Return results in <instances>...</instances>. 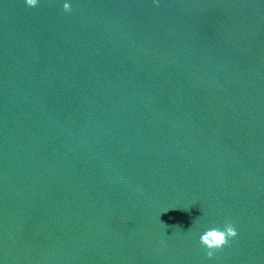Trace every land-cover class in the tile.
<instances>
[{
	"label": "water",
	"instance_id": "water-1",
	"mask_svg": "<svg viewBox=\"0 0 264 264\" xmlns=\"http://www.w3.org/2000/svg\"><path fill=\"white\" fill-rule=\"evenodd\" d=\"M0 261L264 264V0H0Z\"/></svg>",
	"mask_w": 264,
	"mask_h": 264
},
{
	"label": "clouds",
	"instance_id": "clouds-1",
	"mask_svg": "<svg viewBox=\"0 0 264 264\" xmlns=\"http://www.w3.org/2000/svg\"><path fill=\"white\" fill-rule=\"evenodd\" d=\"M38 2L39 0H25V3L29 7H35ZM62 2L65 11L72 9L73 0H62ZM237 235V227L231 222H226L222 227H209L201 232L199 241L205 247L206 255L212 258L215 250L223 248L231 239L237 237ZM0 264H3V261H0Z\"/></svg>",
	"mask_w": 264,
	"mask_h": 264
}]
</instances>
